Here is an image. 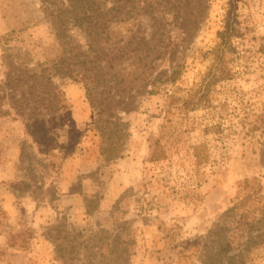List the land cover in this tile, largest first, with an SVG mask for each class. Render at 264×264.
Here are the masks:
<instances>
[{"label": "rangeland", "instance_id": "rangeland-1", "mask_svg": "<svg viewBox=\"0 0 264 264\" xmlns=\"http://www.w3.org/2000/svg\"><path fill=\"white\" fill-rule=\"evenodd\" d=\"M99 1L0 0V264H264V0Z\"/></svg>", "mask_w": 264, "mask_h": 264}, {"label": "trees", "instance_id": "trees-1", "mask_svg": "<svg viewBox=\"0 0 264 264\" xmlns=\"http://www.w3.org/2000/svg\"><path fill=\"white\" fill-rule=\"evenodd\" d=\"M69 1H70L69 3L70 6H74V9L79 8L80 10L79 13L76 12L74 15L71 16L72 19H75L76 22L81 21L82 19L86 17L88 18L105 17V21H110V20H114V16L116 15L112 13V10H113L112 8L111 9L104 8L103 5H101L103 2H100L99 0H69ZM236 10H237V0L236 1L232 0L231 8L228 14L229 15L228 20L226 22L224 31L220 32L221 42L219 43L217 47V51H219L221 55H223L225 52L234 51L236 48L233 45V39L243 35L242 28L241 26H239V22L237 21L236 16L234 14ZM109 15H112V16H109ZM103 26H106V24H103ZM59 69L60 68L56 66V71H59ZM220 70L222 71V75L224 78L232 77L231 69L229 68V66L227 65L222 66ZM173 78L175 79V77ZM189 105L190 104L188 103V100L185 99L183 102V108L185 110H188L190 108ZM198 148H199V145L194 146V155L196 156V164L201 165V157H199ZM165 156H166V148L164 145L159 143V140H157L154 146H152L151 159L158 161V160L164 159ZM59 236L62 237V239L64 238L66 241H68L69 243L68 245H70L69 246L70 251H72L74 249V246H73L74 243H72V241L73 240L75 241L76 234L73 231L71 232L70 230L66 229L65 231H63L62 234L60 230ZM56 247H58V250L60 251L63 249H65V251L68 250L67 247L65 248L59 247V244L57 242H56Z\"/></svg>", "mask_w": 264, "mask_h": 264}]
</instances>
